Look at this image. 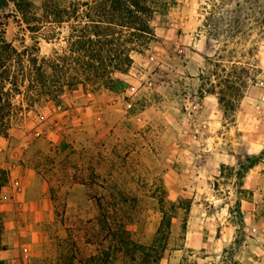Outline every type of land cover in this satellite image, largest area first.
I'll return each mask as SVG.
<instances>
[{
    "label": "rangeland",
    "instance_id": "obj_1",
    "mask_svg": "<svg viewBox=\"0 0 264 264\" xmlns=\"http://www.w3.org/2000/svg\"><path fill=\"white\" fill-rule=\"evenodd\" d=\"M16 1L0 0V36L17 50L37 36L49 54L47 26L33 32L22 14L45 15L47 0H23L24 12ZM154 25L121 92L77 86L59 106L12 95L0 133L4 264H79L99 247V201L135 245L108 264H264V0H175ZM218 53L237 65L224 61L227 104L208 90L217 67L204 56ZM253 156L238 185L230 167ZM163 213L167 236L153 242Z\"/></svg>",
    "mask_w": 264,
    "mask_h": 264
},
{
    "label": "trees",
    "instance_id": "obj_2",
    "mask_svg": "<svg viewBox=\"0 0 264 264\" xmlns=\"http://www.w3.org/2000/svg\"><path fill=\"white\" fill-rule=\"evenodd\" d=\"M174 3L175 0H76L60 6L53 0H47L45 15L29 17L22 13L27 27L33 32L47 26L43 29L42 38L58 46L52 47L49 54L40 56L37 36L32 37L31 45L24 44L21 50L0 36V133L8 127L13 94L21 95L33 104L51 100L59 106L63 103V94L77 86L87 91L101 87L123 91L126 84L120 75L126 74L132 66L133 54L141 53L156 39V16L165 15L167 7ZM16 4L22 12L26 10L27 3L23 0L16 1ZM217 56L214 59L204 56L207 63L217 67L210 72L214 80H210L208 90L219 96V103L227 104L229 100L220 85L224 83L226 88H230L229 82L234 76L226 62L232 61L235 68L237 65L232 58L224 59L220 53ZM216 88L219 90L216 91ZM245 160L247 165L241 161L238 168L230 167L238 185L242 184L246 170L254 165L252 160L255 157H246ZM222 168L223 165L220 166V176L224 177ZM7 180V171L0 166V200ZM236 205L239 209V199ZM98 207L101 215L98 228L92 229V237L100 238L99 247L95 253L80 257L78 263L108 264L110 260L134 256L135 245H130V230L117 221V217L114 218L109 204L105 206L99 201ZM164 214L153 242H163L167 236L170 223ZM83 230L87 232L84 225ZM2 232L3 219L0 216V250L5 249ZM108 238L111 239L110 245L105 246ZM88 242L91 241L88 239ZM151 248L152 244L141 245L143 255H148ZM148 258L145 256L146 260ZM0 264H4L2 259Z\"/></svg>",
    "mask_w": 264,
    "mask_h": 264
},
{
    "label": "crops",
    "instance_id": "obj_3",
    "mask_svg": "<svg viewBox=\"0 0 264 264\" xmlns=\"http://www.w3.org/2000/svg\"><path fill=\"white\" fill-rule=\"evenodd\" d=\"M3 252H4V250H0V256H5V255H2L3 254Z\"/></svg>",
    "mask_w": 264,
    "mask_h": 264
}]
</instances>
